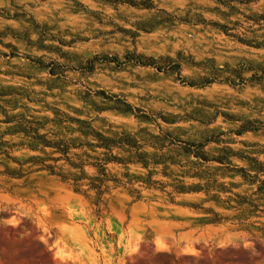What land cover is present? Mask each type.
Returning a JSON list of instances; mask_svg holds the SVG:
<instances>
[{
	"label": "rangeland",
	"instance_id": "374dc122",
	"mask_svg": "<svg viewBox=\"0 0 264 264\" xmlns=\"http://www.w3.org/2000/svg\"><path fill=\"white\" fill-rule=\"evenodd\" d=\"M0 264H264V0H0Z\"/></svg>",
	"mask_w": 264,
	"mask_h": 264
},
{
	"label": "trees",
	"instance_id": "16d2710c",
	"mask_svg": "<svg viewBox=\"0 0 264 264\" xmlns=\"http://www.w3.org/2000/svg\"><path fill=\"white\" fill-rule=\"evenodd\" d=\"M135 54H127L125 56L126 60L128 62H132L134 61L135 63H138L140 65H143V66H151V67H154L156 68L157 70L159 71H162V68H160V66H157L153 60V58L151 57H143L141 55H137L136 58L134 56ZM177 67H179V65H176ZM174 67V65H172L171 67L169 66V68H165L166 70H172Z\"/></svg>",
	"mask_w": 264,
	"mask_h": 264
}]
</instances>
